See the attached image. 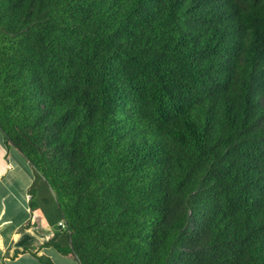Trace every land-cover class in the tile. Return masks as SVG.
<instances>
[{
	"label": "trees",
	"instance_id": "1",
	"mask_svg": "<svg viewBox=\"0 0 264 264\" xmlns=\"http://www.w3.org/2000/svg\"><path fill=\"white\" fill-rule=\"evenodd\" d=\"M0 131L77 263L264 264V0H0Z\"/></svg>",
	"mask_w": 264,
	"mask_h": 264
},
{
	"label": "crops",
	"instance_id": "2",
	"mask_svg": "<svg viewBox=\"0 0 264 264\" xmlns=\"http://www.w3.org/2000/svg\"><path fill=\"white\" fill-rule=\"evenodd\" d=\"M43 182L16 148L5 144L0 131L1 264H43L28 251H22L25 248L35 252L36 256L43 255L50 264H79L70 254L44 245L52 237L66 245L69 236L64 231L62 237L51 227V220L55 222L61 216L53 191ZM58 222L61 220L56 221V225Z\"/></svg>",
	"mask_w": 264,
	"mask_h": 264
},
{
	"label": "rangeland",
	"instance_id": "3",
	"mask_svg": "<svg viewBox=\"0 0 264 264\" xmlns=\"http://www.w3.org/2000/svg\"><path fill=\"white\" fill-rule=\"evenodd\" d=\"M43 183H44V182H43ZM45 188H46V187H45ZM28 196H29V195H28ZM60 216H61V215H60ZM59 220H61V222H64V219H63L62 216H61L60 218H58L57 220H55V222L51 220V223H52V225H53V226H51V227H52V229H56L57 231H59L58 234H61V236L64 237V235H65V233H64L65 229L62 228V227H60L59 222H58V225H56V221H59ZM63 234H64V235H63Z\"/></svg>",
	"mask_w": 264,
	"mask_h": 264
},
{
	"label": "built area",
	"instance_id": "4",
	"mask_svg": "<svg viewBox=\"0 0 264 264\" xmlns=\"http://www.w3.org/2000/svg\"><path fill=\"white\" fill-rule=\"evenodd\" d=\"M59 225L62 226V227L65 226V225H64V222H59Z\"/></svg>",
	"mask_w": 264,
	"mask_h": 264
}]
</instances>
